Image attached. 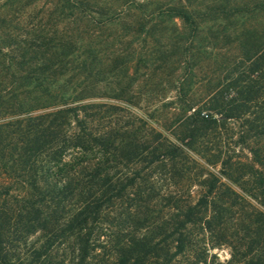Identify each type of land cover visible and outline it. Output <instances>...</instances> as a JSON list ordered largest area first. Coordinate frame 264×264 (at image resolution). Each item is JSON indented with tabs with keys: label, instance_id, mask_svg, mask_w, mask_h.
Segmentation results:
<instances>
[{
	"label": "trees",
	"instance_id": "obj_1",
	"mask_svg": "<svg viewBox=\"0 0 264 264\" xmlns=\"http://www.w3.org/2000/svg\"><path fill=\"white\" fill-rule=\"evenodd\" d=\"M57 1L74 21L106 14L90 0ZM128 4L179 19L185 49L210 15L239 18L235 40L254 43L197 109L179 88L166 133L121 123L119 105L89 99L90 76L105 80L101 46L55 40L38 23L24 39L0 31V264H264V27L245 31L242 20L264 0ZM93 22L101 38L105 21ZM161 171L173 182L198 177L199 194L161 193ZM221 246L223 261L211 253Z\"/></svg>",
	"mask_w": 264,
	"mask_h": 264
},
{
	"label": "rangeland",
	"instance_id": "obj_2",
	"mask_svg": "<svg viewBox=\"0 0 264 264\" xmlns=\"http://www.w3.org/2000/svg\"><path fill=\"white\" fill-rule=\"evenodd\" d=\"M90 1L106 11L102 18L92 14L95 19L105 21L101 38L97 35L99 29L93 24L94 18L74 21V18L63 16L57 0H0V5H3L0 15L6 19L0 24V31L24 39L30 25L38 23L41 30L55 40L62 36L81 37L83 41L77 45L91 42L92 48L101 46L103 50L97 54V68L105 80L93 83L94 76H90L91 85L85 93L91 95V101L119 105L122 108L121 123L140 119L146 127H165L164 131L170 133L172 127L169 125L180 116L176 97L179 88H183L187 99L197 109L204 97L214 91L216 83L229 74L228 68L233 61L254 43L253 37L247 36L241 43L235 40L234 30L241 21L239 18L224 19L210 15L200 28L202 32L195 34L197 38L192 47L185 49L183 39L188 33L186 29L185 33L181 32L184 30L180 29L179 19L149 16L147 12L142 14L132 7V2L128 4L130 0ZM243 19L248 26L245 31L250 29V25L257 30L264 27L263 11L244 15ZM223 26H226V31ZM51 52L39 57V62L53 57ZM116 53L122 57L121 64H115ZM116 93L120 94L121 100L113 98ZM227 128L225 135H231L234 125L228 123ZM155 176L164 183L161 193L181 188L185 196L191 192L196 198L200 192L196 176H192V180L177 177L176 182L167 179L165 171L155 172ZM165 202L166 199H160L158 205ZM211 253L222 261L230 256L227 246L214 248Z\"/></svg>",
	"mask_w": 264,
	"mask_h": 264
}]
</instances>
